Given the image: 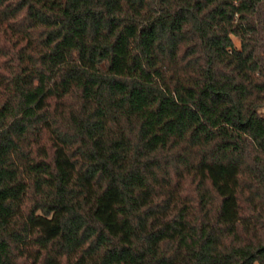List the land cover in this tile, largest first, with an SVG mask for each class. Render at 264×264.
I'll list each match as a JSON object with an SVG mask.
<instances>
[{"label": "trees", "instance_id": "1", "mask_svg": "<svg viewBox=\"0 0 264 264\" xmlns=\"http://www.w3.org/2000/svg\"><path fill=\"white\" fill-rule=\"evenodd\" d=\"M0 264H264V0H0Z\"/></svg>", "mask_w": 264, "mask_h": 264}]
</instances>
